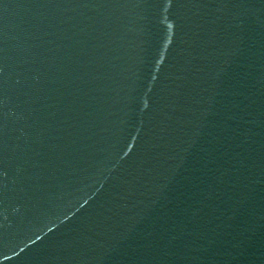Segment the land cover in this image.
<instances>
[{"label": "water", "instance_id": "1", "mask_svg": "<svg viewBox=\"0 0 264 264\" xmlns=\"http://www.w3.org/2000/svg\"><path fill=\"white\" fill-rule=\"evenodd\" d=\"M111 0H0V264H88Z\"/></svg>", "mask_w": 264, "mask_h": 264}]
</instances>
